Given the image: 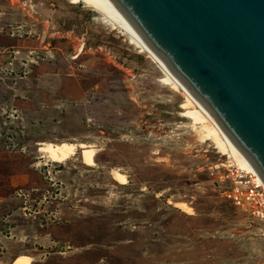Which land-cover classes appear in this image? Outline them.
<instances>
[{"label":"rangeland","instance_id":"374dc122","mask_svg":"<svg viewBox=\"0 0 264 264\" xmlns=\"http://www.w3.org/2000/svg\"><path fill=\"white\" fill-rule=\"evenodd\" d=\"M94 16L0 0V264H264L261 226L208 174L226 156L199 140L156 65ZM61 141L93 143L96 165L39 155Z\"/></svg>","mask_w":264,"mask_h":264},{"label":"water","instance_id":"95a60500","mask_svg":"<svg viewBox=\"0 0 264 264\" xmlns=\"http://www.w3.org/2000/svg\"><path fill=\"white\" fill-rule=\"evenodd\" d=\"M264 183V0H110Z\"/></svg>","mask_w":264,"mask_h":264},{"label":"bare ground","instance_id":"6f19581e","mask_svg":"<svg viewBox=\"0 0 264 264\" xmlns=\"http://www.w3.org/2000/svg\"><path fill=\"white\" fill-rule=\"evenodd\" d=\"M71 6L80 5L82 9L89 10L95 14L94 20L101 24L106 29L116 31L120 35L126 37L128 43L137 49L139 54H144L147 59L154 63L157 69L161 72V83L169 87V89L181 93L183 95V102L181 108L182 115L190 121L199 140L203 143H209L213 149L217 150L222 156H228L233 164L245 166L252 170L261 180L260 176L249 162V160L242 154V152L233 144L227 137L223 130L219 127L212 116L201 106V104L193 98L187 90L179 83V81L170 73V71L162 64V62L154 55V53L146 46V44L138 37L132 28L124 20L120 12L115 8L110 0H64ZM81 46L78 50V55L81 53ZM74 56V58L78 57ZM38 146L41 148L39 154L45 161L63 164L72 157H75L77 152L82 157V163L89 167L96 165V155L100 151L93 143L87 142H42ZM112 178L118 182L125 184L126 177L118 170L110 171ZM261 183L263 181L261 180ZM264 185V183H263ZM174 205V204H173ZM175 206L181 211L188 214L191 209L184 203H176ZM33 258L27 255H22L12 264H33Z\"/></svg>","mask_w":264,"mask_h":264},{"label":"built area","instance_id":"2783aa9c","mask_svg":"<svg viewBox=\"0 0 264 264\" xmlns=\"http://www.w3.org/2000/svg\"><path fill=\"white\" fill-rule=\"evenodd\" d=\"M208 174L218 184L219 194L247 213L264 234V185L257 175L245 166L233 164L227 155L225 161L211 166Z\"/></svg>","mask_w":264,"mask_h":264},{"label":"trees","instance_id":"16d2710c","mask_svg":"<svg viewBox=\"0 0 264 264\" xmlns=\"http://www.w3.org/2000/svg\"><path fill=\"white\" fill-rule=\"evenodd\" d=\"M233 206V205H232Z\"/></svg>","mask_w":264,"mask_h":264}]
</instances>
